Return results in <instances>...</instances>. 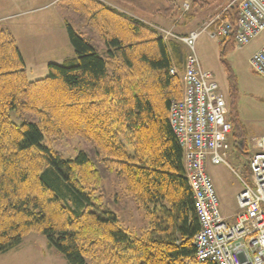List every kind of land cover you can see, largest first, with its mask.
I'll return each mask as SVG.
<instances>
[{"label":"trees","instance_id":"1","mask_svg":"<svg viewBox=\"0 0 264 264\" xmlns=\"http://www.w3.org/2000/svg\"><path fill=\"white\" fill-rule=\"evenodd\" d=\"M115 1L133 5V14L108 0L73 1L104 54L67 22L75 56L49 63L48 75L34 81L15 34L0 25V253L37 232L69 264H214L196 257L200 224L169 119L172 101L184 97L181 78L170 71L181 66L184 43L165 41L142 17H174L177 5ZM189 1L191 19L218 0ZM237 13L234 6L223 18ZM219 45L223 52L237 46L233 35ZM229 116L234 129L241 122ZM72 136L91 151L71 156L49 144ZM107 172L118 174L145 210L140 231L125 228L106 202L100 187Z\"/></svg>","mask_w":264,"mask_h":264},{"label":"rangeland","instance_id":"2","mask_svg":"<svg viewBox=\"0 0 264 264\" xmlns=\"http://www.w3.org/2000/svg\"><path fill=\"white\" fill-rule=\"evenodd\" d=\"M73 1L65 0L59 6L52 3L45 9H34L39 6L33 5L27 7L34 9L28 13H22L23 10L13 7L0 14V25L9 26L17 38L26 61L29 80L34 81L46 77L49 73V63H63L65 59L75 56L67 28L62 25L61 21L63 20L57 14V9L60 10L65 21H68L76 31L83 33L97 46L101 54L106 51V45L97 33L89 29L87 18L75 10ZM108 1L133 14V5L122 1ZM174 1L177 5V15L174 17L165 19L142 15L151 25L154 24V26L164 29L162 31L152 25L157 31H161L162 36L165 31L184 35L188 31L203 28L212 18L210 17L212 13L217 10L223 12L232 0H218L211 11L199 13L191 19L185 14L191 12L190 1ZM41 4L44 5L47 2ZM14 13L19 15H13ZM211 30L208 28L201 32L195 43V51L203 69L212 72L214 79L224 92L229 114L234 120H240L241 123L235 125L230 135L232 144L228 159L234 170L224 164H211L208 166V172L215 185L226 195L229 213L235 214L238 211V201H235L234 193L241 187L239 176L249 179L247 169L245 170L248 165L246 164L247 156L235 145V142L246 140L252 148V139L264 133V78L256 73L250 62L254 52L264 44V31L247 45L233 46L223 52L219 41L211 37ZM170 39L171 36L164 38L165 41ZM179 45L188 53V47ZM11 116L16 122H21L15 112H11ZM49 144L71 156L81 149L91 151L92 147L90 143L79 136L51 139ZM101 189L106 202L116 212L124 227L132 231L133 228L140 231L146 222L145 210L126 193L123 179L116 173L107 172L102 180ZM0 264L69 263L65 256L49 243L45 235L32 232L13 249L0 253Z\"/></svg>","mask_w":264,"mask_h":264},{"label":"built area","instance_id":"3","mask_svg":"<svg viewBox=\"0 0 264 264\" xmlns=\"http://www.w3.org/2000/svg\"><path fill=\"white\" fill-rule=\"evenodd\" d=\"M234 6L238 10L236 18L224 19L223 12ZM223 12L188 35L165 31V37L172 35L189 48L183 69L174 66L170 70L183 77L185 91L181 100L172 101L169 119L184 149L185 170L199 219L200 229L194 240L197 259L214 264H264V134L257 139V149L249 159V179L239 176V210L229 221L222 213L208 164L233 169L228 159L233 127L224 92L212 72L203 69L195 51L198 36L208 28L219 42L233 35L237 46L247 45L264 31V0H232ZM250 62L264 78V45L254 52Z\"/></svg>","mask_w":264,"mask_h":264},{"label":"crops","instance_id":"4","mask_svg":"<svg viewBox=\"0 0 264 264\" xmlns=\"http://www.w3.org/2000/svg\"><path fill=\"white\" fill-rule=\"evenodd\" d=\"M63 1H65V0H0V14L4 13L7 10L12 9L13 7H15L16 9L23 10L22 13H28V12L33 11L34 9H45L46 7L50 6L52 3H54L57 6H59V5L62 4ZM45 2H47V4H44V5L41 4V3H45ZM33 5H38L39 7L34 8V9L27 8V7H32ZM17 14L18 13H14L13 15H17ZM57 14L60 15L61 19L63 20V21H61L62 25L67 28V25L66 24H67L68 21H65L64 20V18H63V16H62V14H61V12H60L59 9H57ZM9 29H11V28L9 27ZM11 31H13V30L11 29ZM189 32L190 31H188L187 33H189ZM187 33H184V34H187ZM186 54L185 55H183V53L181 54V58L179 59L180 65L184 63ZM175 66H179V65L178 64H175ZM180 78H181V81L183 83V91H185L184 79H183V77H180ZM263 134H261L259 136H255L252 139V141H251L252 142V148L249 146V144H247L246 140H243L242 139V140H237L235 142V145L238 148H240L244 152V154H246V156H247V162H246V164H248L249 159H250L249 158L250 156H248V154L249 155L252 154L257 149L256 148V141ZM229 142H230V150H231V144H232V142H231V138L230 137H229ZM230 150H229V152H230ZM228 158H229V156H228ZM246 164H245V166H246ZM210 165L211 164H208V166H210ZM246 169H247V167H245V170ZM240 184H241V182H240ZM216 187H217V190H218V193H219V196H220L222 212H223V214H224L225 217H227L230 221H232L234 219V216L237 213V211L235 212V214H230L229 213L226 195L224 194V192L221 189L218 188V186H216ZM241 189H242V184H241V187L239 188V190L234 193L235 201H238L237 200V196H238V194H239V192H240Z\"/></svg>","mask_w":264,"mask_h":264}]
</instances>
